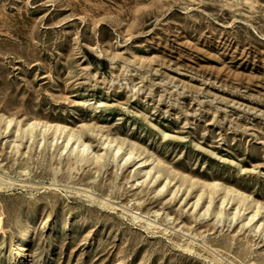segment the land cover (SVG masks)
<instances>
[{"label":"rangeland","instance_id":"obj_1","mask_svg":"<svg viewBox=\"0 0 264 264\" xmlns=\"http://www.w3.org/2000/svg\"><path fill=\"white\" fill-rule=\"evenodd\" d=\"M1 182L0 264H264V0H0Z\"/></svg>","mask_w":264,"mask_h":264},{"label":"bare ground","instance_id":"obj_2","mask_svg":"<svg viewBox=\"0 0 264 264\" xmlns=\"http://www.w3.org/2000/svg\"><path fill=\"white\" fill-rule=\"evenodd\" d=\"M98 54L102 55L101 51H98ZM34 125L35 124H29L27 126V128L24 129V132H27V133L31 134L32 130L37 126V125H35V126ZM44 127H46V126H44ZM47 127H51V125H48ZM54 127H56V129L54 130V138L55 139L61 138V134H62V137L66 141L65 142L66 145H68V143H70L71 145L74 146L73 150H71V151H75L78 148L81 149V152L85 153V155L82 154L85 157V159H86L85 162H88L89 159H90L89 158V154L91 153V152L88 153V150L90 149L89 144L84 142V141H82V140H80L81 139L80 136L77 135L76 133H73V131L71 129L70 130H66L65 127H63V126L61 127V126H58V125H56ZM45 130H46V128H44L42 133H44ZM57 132H58V134H57ZM56 134L58 135L57 137L55 136ZM101 138L103 140L101 142V144L104 145L105 153L109 152L113 157H118L119 156V152L122 149L121 145H118L113 138H109L107 135L106 136L101 135ZM125 154L128 155L127 157H130L132 155V152L125 153ZM124 155H122L121 158H123ZM100 157H102V156H100ZM100 157H97V155H96L95 158H100ZM5 183L8 184V185H14V183H12L11 181H8V182H5ZM3 187H4V184L1 182L0 183V188H3ZM240 201H243V199H240ZM219 212L220 211L217 212L218 216L220 215ZM259 213H260V209L257 208L254 211V213L250 216V220H252L254 217L259 215ZM135 218H137V217H135ZM0 228H1V219H0ZM28 234H29V229L28 230L26 229L24 231V235H22L21 239H26Z\"/></svg>","mask_w":264,"mask_h":264}]
</instances>
